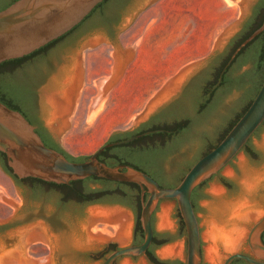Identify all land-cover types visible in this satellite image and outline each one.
<instances>
[{
  "label": "rangeland",
  "instance_id": "374dc122",
  "mask_svg": "<svg viewBox=\"0 0 264 264\" xmlns=\"http://www.w3.org/2000/svg\"><path fill=\"white\" fill-rule=\"evenodd\" d=\"M254 4L250 12L245 13L241 19L236 21H240L239 25L226 37L220 47H215L216 51L213 56L221 55L223 57L225 55V57H228L231 54L234 48L230 44L238 35L239 30L251 21V12L253 11ZM148 5L149 4H146L145 7ZM137 9L140 10L136 15H138L145 8H143L142 5H137L132 12L134 13ZM126 17L127 15L122 18L118 33L123 30V20ZM88 22L84 24L83 28L86 27ZM124 27H127V24ZM89 39L90 37L86 38V40L79 44V48L76 53L77 55L71 59L72 63L65 71L63 78L54 82V84L49 86L45 92L39 95V103L42 108V120L45 127L57 140L60 147L70 157L79 160H85L86 157H89L95 150L107 142L126 137L131 133L149 127L152 124L148 121L150 116L153 115L160 107L170 102L183 83L190 78L191 75L202 73V77L203 75H206L212 67V58L205 60L202 59V61L197 64L195 68L190 69L191 71H189L188 78L182 79L180 85L177 86L171 93L165 95L159 102L158 100L163 94L159 95L155 99L152 98L148 100L143 104V109H141L138 114H135V105L137 103L139 104V102L135 99H130L129 97L134 98L137 96L136 93L134 95H128L125 92L126 88L122 87L121 92L118 93L117 99L110 97L112 96L110 95L111 90L117 87V84L119 83L123 68L120 67L116 73H114L113 69H111V72L113 71L114 75V79L111 81H108V78L102 77L101 75H103L104 71L108 69L110 63L108 60H105L102 68L94 69V64L91 59H88V57L94 49L98 50L102 43L100 41L91 42ZM101 50H103L104 56L107 57L109 48L102 47ZM82 52L83 56L81 55L80 57ZM75 66L79 71L78 84L74 87V90L70 95V99L67 104L68 107H66L67 109H65L57 117L61 119V128L59 131L55 132L53 128L48 125L49 121L56 120L53 119L54 117L52 116L53 109L49 104V98L51 96L56 95L59 97L61 95L60 93L63 92L65 86L64 82ZM253 68V61H248L247 65H244L239 70L238 74H241V77L238 78L237 84H235L236 86L230 88L232 89L231 92L229 91L230 89L225 90V86L217 87V89L213 91L212 97L210 96L212 87L209 85L211 80L205 77L201 82V85L204 84L203 94L197 96L194 102V106L197 108L198 113L193 111V106L191 110L187 109L180 112L178 115L166 118L164 123H167L168 125L175 119L189 118L190 122L187 124L186 128L183 129V134H190L187 138H185L184 144H181V147L184 145L186 146V148H182L181 150L185 153V157L177 166L176 173L168 179H164L163 182H161L162 184L180 182L187 169L195 163L202 153L207 150V147L211 145L206 141L213 142L214 145H216L218 142V140L216 141V138L220 131L223 128H226L227 124L230 122L229 118H232L240 108H243L241 106L247 99L250 100L254 97L256 93L255 84L258 78L254 77L252 74ZM15 78L23 84H26L27 80H29L28 73L25 69H19ZM207 79L208 81L206 82ZM250 79H253V83L255 84L249 86V92L245 94L244 83L249 82ZM115 94L117 95V93ZM61 98L63 99V95ZM194 120L200 121L194 122L195 124H193ZM198 138L201 139L200 143H193V141ZM188 141L190 142L188 143ZM112 151L113 150H110V152ZM251 153L253 155H251ZM118 156L126 162H132L130 156L123 153H119ZM256 176H260V180L263 179V181L251 192L246 193L243 190L242 182L246 178ZM223 182L227 183L228 187H226ZM13 183L12 179L5 174L0 167V226L5 223H15L27 220L31 216L38 215L41 212H44L46 221L36 219L29 223L14 226L4 231L0 235V256H3V254L11 249H13L12 251H17L15 249L19 245V229L39 220L45 223L49 233L53 237L55 244V264H102L106 256L112 252L109 250L110 248L107 247L108 244L113 243L116 247L120 248L131 245L134 241L141 239L140 237L137 239L134 233L135 223L137 220L139 221L141 197L138 204H133L130 199H125V197L117 194L101 199V204H91L85 206L84 208H81L80 206L75 207L73 221L67 222L58 220L51 214L53 212L55 198H46L45 195L47 191L50 190L48 187H37L39 188L37 190H41L40 192L44 194L42 196L40 195L34 202L29 201L28 205L34 207V210L30 212L27 207L22 209L25 204L22 191L18 187L14 186ZM115 187V184L111 183L100 184L86 182L83 184V189L85 191L102 188L112 190ZM138 187L141 189L139 185ZM214 187L222 189V194L220 196H216L211 192ZM122 190H124V192L128 195L132 194L131 190L128 188L122 187ZM50 191L55 192L56 194L59 193V190ZM27 198L32 201L31 191L27 193ZM245 198H247L246 200H248L249 204L255 206L256 209L262 212V215L259 218L263 217L264 128L225 174L196 190L195 211L198 220L202 224L205 249L208 247V244L205 241V235L208 231V223L215 217L219 224H221L226 220V215L228 214L227 206L239 199ZM98 205H101L104 209L109 208L113 210H121L130 216L132 227L130 238L127 242L122 244L119 243V241L114 238V230L111 227L100 224L99 221L97 222V220L94 219L88 226V232L92 234V237L94 236L93 238L98 239V237L101 236L99 239L101 240L103 238V244L92 246H81L76 244V241L81 239L83 224L86 222L89 215L91 216L90 210L97 208ZM41 206H43V211H41ZM165 208L169 209V218L172 226L167 229H159L158 227V242L152 251L153 255L160 261L168 262V264H186V233L185 230L182 229L177 204L176 202H165L158 209V225L159 216ZM213 208H216V212L213 211ZM258 219L248 223L247 227L249 228ZM59 227H61L62 230L56 231ZM163 240H167V243L164 245L159 244ZM167 246H174L180 249L179 255L166 258L159 257L158 252ZM241 249L243 250L244 247ZM48 250L49 247L45 243H29L26 246L24 253L30 259L42 260L43 257L48 254ZM245 250L247 249L245 248ZM235 251L223 253L218 264H222L225 257ZM7 254H9V252L5 255ZM125 261L137 264L143 260H122L121 263ZM43 263L46 262L44 261ZM207 264H210L209 261H207Z\"/></svg>",
  "mask_w": 264,
  "mask_h": 264
},
{
  "label": "water",
  "instance_id": "95a60500",
  "mask_svg": "<svg viewBox=\"0 0 264 264\" xmlns=\"http://www.w3.org/2000/svg\"><path fill=\"white\" fill-rule=\"evenodd\" d=\"M102 1L16 0L0 11V63L27 56L63 36L77 26ZM145 6L142 5L143 8ZM139 10L134 11L129 21L136 16ZM238 25L239 22L231 24L223 32L216 46L220 47L226 37ZM262 32H264V19L261 25L233 50L224 65V69L242 48ZM196 65H190L188 70H185L186 72L182 71V74L179 73L176 77L180 75L179 77L183 76V79L188 78L190 69L195 68ZM169 85L164 86L156 97L162 95ZM263 122L264 79L249 106L220 142L201 156L188 169L180 182L171 188L160 187L149 175L126 164L109 167L98 160V156L104 150L130 143L158 130H149L123 140L107 142L95 150L88 159L73 162L66 159L58 151L46 147L36 133L35 127L21 113L0 102V152L5 155L6 166L18 179L35 178L54 184H68L70 181L97 177L111 182L133 183L141 187L139 224L143 232L142 242L137 245L116 247L106 256L102 264H120L122 260L144 259L146 264H150L146 258V251L151 245L153 234L155 243L152 251L158 242V209L165 202H176L177 204L186 233V264H207L203 228L200 221L198 223L193 208V205L195 207L196 190L227 172L264 128V124L260 127ZM145 193L148 194L146 199H144ZM94 209H104V207L98 205L92 210ZM152 213L153 228L151 225ZM90 224L91 216L89 215L82 226L81 240L89 245H102L100 239L90 237L88 232ZM35 229L40 230L49 247L48 254L38 261L43 263L48 259L51 264H55L54 240L43 221L39 220L19 229V245L15 250H24L26 246L25 236ZM263 231L264 216L255 221L249 228L247 227V233L241 245L244 247L246 244L251 252L259 258H264V245L260 242V235ZM238 250L241 249L228 254L222 264H230L235 259H242L251 264H264V262L240 253Z\"/></svg>",
  "mask_w": 264,
  "mask_h": 264
},
{
  "label": "flooded vegetation",
  "instance_id": "af4514ba",
  "mask_svg": "<svg viewBox=\"0 0 264 264\" xmlns=\"http://www.w3.org/2000/svg\"><path fill=\"white\" fill-rule=\"evenodd\" d=\"M14 1L16 0H0V11L5 9L12 3H14ZM138 1L139 0H108L105 7L95 13L94 17L88 22L85 28H83V26L76 29L73 28L63 36L59 37L50 45L38 49L39 51L24 59L22 68L27 71L28 79H29L25 84V88L27 91V102L26 103L15 102V105L18 107L17 109L24 115L26 120L29 121V123L35 127L36 131L43 132L45 137H50L54 141V143L57 144L58 147L60 146L59 143L53 137V135L47 130V128L43 123L42 108L39 103V95L45 92L49 88V86L54 84V82L59 81L63 78L65 71L72 63L71 59H73L77 55L76 53L79 48V44L82 43L84 40H86V38L94 34H101L108 40V42L111 45L115 44L117 34L119 32V25L122 21V18L130 14L136 8V6L138 5ZM260 4H264V0H257L255 2L253 11L251 12V21L254 18H256V12L258 10L257 8H259ZM263 19H264V14L261 17V21H263ZM243 31L244 30H242L241 28L239 30L240 34L238 33L239 35H237L236 38H234V40L231 42L230 45L233 46V48L237 45V43H239L242 37L246 34V31L245 32ZM255 42H257L256 48L259 49L262 46L264 47L263 40L259 39L258 41V39H256ZM81 55L83 56V52L80 54V57ZM213 55L208 58V59L212 58L213 62L210 71L206 75H203L202 77H201L202 73L191 75L190 78H188L180 87L179 91L175 94L174 98H172L171 101L168 102L167 104L160 107L158 110H156V112L153 115L150 116L148 121L152 124L149 127L136 131V132H141V131L145 132V131H149L150 129L153 130L152 128L157 126L159 127L158 129H156L158 130L157 132L146 135L149 137L140 140L138 143H134L126 146L120 145V146L112 147V149L105 151V153H103L100 156V161H102V163L106 165H122V164H126L127 162L118 156L119 153H123L127 156H131L133 154L150 150L151 152H153V155L151 157L153 159L152 160L153 168L157 172L159 180L168 179L169 177L173 176L176 173V168L179 165L180 161L185 157V153H183L181 150L182 148H186V146L184 145L183 147H181V144L182 143L184 144L185 138H187V136L190 133L188 135H184L183 129L186 128L190 120L187 117L186 119H178V120L175 119L173 120V122H171L168 125L167 123H164L166 121V118L174 115H178L180 112H183L184 110L192 109L196 97L203 94L204 84L201 85V82L204 80L205 77H207L210 80H214L217 83L224 80L222 86H225V90H229L230 88L236 86L235 84H237L238 78L241 77L240 76L241 74H238L239 70L244 65H247V62L249 61V60L246 61L244 60L242 62L240 61L236 65L233 66L231 65L232 67L226 69L230 65L229 64L224 69V63L225 60L227 59V56L225 57L224 55L222 57L221 55H217V56H213ZM208 79L206 80V82L208 81ZM260 83H261L260 79L257 80L256 84L253 83V79H250L249 82L244 83L245 86L244 93L247 94L249 92L248 89H250L249 86L253 84H255V91L257 93L261 85ZM231 90L232 89H230L229 91L231 92ZM254 97H252L250 100L247 99L246 102H244L241 106L243 108H240L239 111H237L232 118H229L230 122L227 124L226 128H223L220 131V133L216 138V141L218 140L219 142L224 137V134L226 133L227 129L242 114L244 109L247 107V105L252 101ZM193 111L195 113H198L197 108H195V106ZM199 121L200 120H194L193 124H195L194 122H199ZM263 124L264 122L260 125V127ZM163 126H168L170 129H166V128L164 129ZM128 137L130 136L118 138L116 140L119 141L126 139ZM200 141L201 139L198 138L194 140L193 143L199 144ZM189 142L190 141H188V143ZM206 142L210 143L211 145L207 147V150L204 151L201 156L209 152L212 149V147L215 146L213 142H209V141ZM110 150L113 151L110 152ZM154 179L162 188H171L179 183L178 182V183L162 184L156 178ZM14 186L16 185L14 184ZM18 188L22 191V196L25 205L26 204L28 205L29 201L31 202V200L27 198V193L31 191L29 182L22 183L21 186ZM152 216L153 213L151 215V225H152ZM3 232L4 231H0V235ZM141 242L142 240H137L134 241L131 245H137L140 244ZM260 242L264 245V231L260 235ZM154 243L155 241L151 242V245L152 244L154 245ZM245 248L247 250H245ZM239 252L244 253L256 260L264 262V258L256 257L247 247L246 244L244 245V249L243 250L241 249V251ZM146 258L149 260L148 251H146ZM230 264H251V263L244 261L242 259H235Z\"/></svg>",
  "mask_w": 264,
  "mask_h": 264
},
{
  "label": "crops",
  "instance_id": "0c3cea01",
  "mask_svg": "<svg viewBox=\"0 0 264 264\" xmlns=\"http://www.w3.org/2000/svg\"><path fill=\"white\" fill-rule=\"evenodd\" d=\"M255 1L139 0L138 5H149L131 21L133 12L124 18L123 30L118 33L115 44L111 45L101 34L90 36L91 42L102 44L88 59L92 60L94 69L102 68L108 60L110 66L101 75L108 81L114 79L113 71L116 73L123 68L110 97L117 99L122 87L128 95L136 93L137 96L129 98L139 102L135 105V114H138L143 104L155 99L164 85L182 69L215 54L223 32L250 12ZM102 47L109 48L107 57ZM48 125L57 132L61 128V119L49 121Z\"/></svg>",
  "mask_w": 264,
  "mask_h": 264
},
{
  "label": "trees",
  "instance_id": "16d2710c",
  "mask_svg": "<svg viewBox=\"0 0 264 264\" xmlns=\"http://www.w3.org/2000/svg\"><path fill=\"white\" fill-rule=\"evenodd\" d=\"M107 2H108V0H103L101 3H99L77 26L74 27V29L84 26L85 23H87L88 21H90L94 17V15L97 11H99L100 9L105 7ZM257 9L258 10L256 12V18H254L252 21H250L248 24H246L242 27V30H244L243 32L246 31V34L242 37V39L239 41V43H237V45L234 47V49L253 30H255L256 28H258L261 25V23H262L261 17L264 14V4H260L259 8H257ZM240 32H242V31H240ZM240 32H239V34H240ZM256 39H258V41H259V39L263 40V42H264V32H262L253 41H251L244 48H242L226 69H229L233 65H236L240 61L241 62L244 60L245 61L246 60L253 61L254 68H253L252 74L254 75V77L260 79L261 83H262V81L264 79V47L262 46L259 49L256 48V46H257V42H255ZM54 41L48 43L47 45H50ZM47 45H45V46H47ZM233 50H232V52H233ZM37 51H39V50H36V51L32 52L31 54L24 56L22 58L11 59V60L4 61V62L0 63V102L12 110L18 111L19 113H21V112L17 109L18 107L15 105V102L26 103L27 102V91L25 88V84L17 81V79L15 78L16 73L19 69H23L22 65H23L24 59L31 56L32 54L36 53ZM230 55L225 60L224 65L228 61ZM223 82H224V80L221 82H218V83L214 80H211L209 82L210 87H212L211 94H210L211 97H212L213 91H215L217 89V87H221L223 85ZM249 104L247 105V107L249 106ZM246 108L244 109V111L246 110ZM243 112H242V114H243ZM237 119H236V121H237ZM233 124L227 129L226 133L233 126ZM158 128L159 127L156 126V127H153L152 129L156 130ZM163 128L164 129L165 128L170 129L168 126H163ZM141 132H143V131H141ZM141 132L131 133L128 136H133L134 134H140ZM36 133L40 136L43 144L46 147L58 151L59 153L64 155L65 158L68 159L69 161H73V162L84 161V160H79V159H75V158L70 157L60 146H59L60 147L59 148L57 146V144H55L54 141L50 137H45L43 132L36 131ZM146 137H149V136L139 138V139L134 140V141H132L128 144H125L123 146L138 143L140 140H143ZM114 141H117V140H114ZM114 141H111V142H114ZM214 147H212V149ZM109 149H112V148H108V149L104 150L98 156L99 161H100V156L103 153H105V151H108ZM152 155H153V152H151L150 150L140 152L137 154H133L130 156L132 162L127 161L126 164L128 166L136 169V170H139V171L146 173L147 175H149L153 179L156 178L157 180H159L158 174L155 171V169L153 168V161H152L153 159L151 158ZM251 155H253V154L251 153ZM0 157L2 159V160L0 159L1 160L0 167L2 168L3 172L5 174H7L12 179V181L14 182V184L17 187H20L21 184L24 182H29L30 187H31V193H32V201L31 202H34L40 195L42 196L44 194V193L40 192L41 190H37V189H39V188H37L39 185H45L50 190H57V191L59 190V193H57V194L55 192H52L49 190V191H47L45 196L47 199L48 198L49 199L55 198V204L53 207V212L51 214L54 215L58 220H61V221L62 220L67 221V222L73 221V216L75 215L74 214L75 213V211H74L75 207L80 206L81 208H84L85 206H88L91 204L102 203L101 199H103L105 197L120 194L121 196L125 197V199H130L133 202V204L134 203L138 204V201L141 197V189L136 184L111 182V181H107V180L97 178V177H89V178H86L84 180L70 181L68 184H54V183L44 182L42 180L35 179V178L18 179L16 176H14L12 174L11 170L6 166L5 155L0 152ZM86 159H88V157H86L85 160ZM100 162H102V161H100ZM107 166L115 167L118 165H107ZM159 181L162 182L163 180H159ZM85 182H93V183H100V184L111 183V184H115L116 187L112 190L107 189V188H102V189L85 191L83 189V184ZM223 184L226 187H228L227 183L223 182ZM122 187L130 189L132 194L128 195L126 192H124V190H122ZM147 196L148 195L145 193L144 198H146ZM191 200H192V198H191ZM192 205H193V201H192ZM25 207H27L30 210V212L34 210V207H31L30 205H27V204L26 205L24 204L22 209ZM193 208L195 211L194 205H193ZM41 211H43V206H41ZM139 211H140V208H139ZM36 219H41V220L46 221V218L44 216V212H41L40 214L35 215V216H31L30 218H28L27 220H24V221L15 222V223H7L5 225H1L0 231H5V230L10 229L14 226L26 224V223H29V222L34 221ZM181 224H182V229L185 230L184 225L182 223V220H181ZM61 230H62L61 227L56 229V231H61ZM134 233H135L137 239H138V237H140L141 238L140 240H143V232L141 230V227H140L138 220L135 223ZM153 241H154V236H153L152 242ZM164 243H167V240H163L159 244H164ZM107 247H109L111 249V251L116 249V245L113 243L108 244ZM152 247H153V244L150 246L149 250H147L149 263L150 264H168V262L160 261L159 259H157L153 255Z\"/></svg>",
  "mask_w": 264,
  "mask_h": 264
},
{
  "label": "bare ground",
  "instance_id": "6f19581e",
  "mask_svg": "<svg viewBox=\"0 0 264 264\" xmlns=\"http://www.w3.org/2000/svg\"><path fill=\"white\" fill-rule=\"evenodd\" d=\"M188 68L189 66L183 69L182 71L186 72L185 70L186 69L188 70ZM77 71H78L77 67L75 66L70 72L68 78L65 80L64 82L65 86L63 92L60 93L61 95L59 97L55 95L56 97L51 96L49 98V104L53 109V114H52V116L54 117L53 119H57L58 115H60L65 109H67L66 107H68L67 104L69 102L70 95L72 94L74 87L78 84L79 71L78 72ZM182 71H180L179 73H181ZM179 76L178 77L175 76L174 78L169 80L168 83L170 84V86L166 89V91L164 92L162 97L158 100V102L162 100V98L165 95H168V93H171L177 86L180 85L183 76L182 77ZM62 95H63V99L61 98ZM259 177L260 176L246 178L242 182L243 190L246 193H249L253 189H255V187L263 181V179L260 180ZM211 192L216 196H220L222 194V189L218 187H214ZM246 199L247 198L239 199L229 204L227 206L228 214L226 215V220L223 221L221 224H219V222L216 220L215 217L208 223V231L205 235V241L208 244V247L206 248L207 261H209L210 264H218V262L221 260L222 254L225 252H231L237 249H241L242 248L241 245L247 233L248 223L258 219L262 215V212L256 209L255 206L249 204L248 200ZM215 210L216 208H213L214 212H216ZM90 214L92 218L91 223L95 219L97 220V222L99 221L100 224H104L111 227L114 230V238L117 239L119 243L122 244L129 240L132 223H131V218L128 214L118 209H114V210L94 209L91 211ZM171 226L172 223L169 218V209L165 208L163 209L162 213L159 216L158 227L159 229H167L170 228ZM89 235L90 237H92V234ZM25 240H26V246L29 243L47 244L44 236L41 234L39 229H35L30 233H28L25 236ZM76 244L81 246L82 245L92 246L91 244L89 245L84 243L81 239L77 240ZM24 250L12 251L9 252V254L7 255L0 256V264H51L50 260L48 259L47 261H45L46 263H40L38 260L30 259L25 255ZM179 253H180V249H178L177 247L167 246L162 248L158 252V255L161 258H166V257L179 255ZM121 264H132V263H130L129 261H125ZM137 264H146V263L143 260Z\"/></svg>",
  "mask_w": 264,
  "mask_h": 264
}]
</instances>
